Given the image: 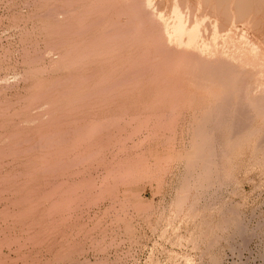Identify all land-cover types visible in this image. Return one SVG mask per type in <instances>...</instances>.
Listing matches in <instances>:
<instances>
[{
	"label": "rangeland",
	"instance_id": "rangeland-1",
	"mask_svg": "<svg viewBox=\"0 0 264 264\" xmlns=\"http://www.w3.org/2000/svg\"><path fill=\"white\" fill-rule=\"evenodd\" d=\"M130 1L0 0V264H264V0Z\"/></svg>",
	"mask_w": 264,
	"mask_h": 264
},
{
	"label": "bare ground",
	"instance_id": "bare-ground-1",
	"mask_svg": "<svg viewBox=\"0 0 264 264\" xmlns=\"http://www.w3.org/2000/svg\"><path fill=\"white\" fill-rule=\"evenodd\" d=\"M149 1H151V0H149ZM152 1H153V0H152ZM170 1H171V0H170ZM130 2H133V1H130ZM134 2H135V0H134ZM134 2H133V3H134ZM139 2H141V0H140ZM139 2H138V3H139ZM144 2H145V1H144ZM188 3H189V2H188ZM197 3H198V2H197ZM233 3H234V2H233ZM130 4H131V3H130ZM134 4L136 5L137 8H135V7H131V9H132V8L139 9V8L142 6V4H141L140 7L137 6L138 4H136V3H134ZM134 4H133V5H134ZM177 4H178V3H177ZM203 4H204V3H203ZM128 5H129V3H128ZM182 5H183V4H182ZM199 5H200V4H199ZM149 6H150V5H149ZM152 6H153V3H152ZM186 6H187V5H186ZM123 7H127V8H129L130 6L128 7V6L125 5V6H123ZM146 7H147V5H146ZM163 7H164V6H163ZM181 7H182V6H181ZM187 7H188V6H187ZM201 7H202V6H201ZM147 8H148V7H147ZM149 8H151V7H149ZM154 8H155V7H154ZM105 9H106V8H105ZM108 9H109V8H108ZM129 9H130V8H129ZM142 9H143V6H142ZM196 9H197V8H196ZM122 10H124V8H123ZM122 10H121V12H123ZM125 10H127V9L125 8ZM133 10H134V9H132V11H133ZM143 10H144V9H143ZM143 10L140 9L139 12L141 11V13H143ZM182 10H183V9H182ZM254 10H255V9H254ZM132 11H130V12H132ZM145 11H146V10H145ZM147 11H148V10H147ZM147 11H146V12H147ZM152 11H154V10L152 9ZM173 11H174V10H173ZM173 11H172L171 13H173ZM180 11H181V10H180ZM197 11H198V9H197ZM130 12H128V13H130ZM133 12H134V11H133ZM135 12H137V10H135ZM149 12H150V11H149ZM175 12H177V11H175ZM253 12H254V11H253ZM125 13H126V12H125ZM141 13H139V14H141ZM151 13H152V12H151ZM154 13H156V10H155ZM158 13H159V12H158ZM177 13H178V12H177ZM179 13H180V12H179ZM185 13H186V12H185ZM196 13H197V12H196ZM132 14H133V13H132ZM139 14H138V15H139ZM144 14H145V13H144ZM148 14H150V13H148ZM148 14H147V15H148ZM181 14H182V13H181ZM181 14H180V15H181ZM133 15H134V14H133ZM133 15H132V16H133ZM138 15L135 14L134 17H135V16L138 17ZM145 15H146V14H145ZM151 15H152V14H151ZM171 15H172V14H171ZM200 15H201V14H200ZM160 16H161V14H160ZM160 16H159V17H160ZM194 16H195V15H194ZM234 16H235V15H234ZM136 17H135V18H136ZM143 17L145 18L146 16H143ZM151 17H155V18H157L158 16L156 17V16L153 14V16H151ZM162 17H163V15H162ZM186 17H188V16H186ZM184 18H185V17H184ZM227 18H228V17H227ZM132 19H134V18H132ZM136 19H137V18H136ZM140 19H141V18H140ZM151 19H153V18H151ZM157 19H159V18H157ZM172 19H173V18H172ZM193 19H194V18H193ZM210 19H211V18H210ZM217 19H218V18H217ZM125 20H127V19L125 18ZM134 20H135V19H134ZM144 20H146V19H144ZM162 20H163V19H162ZM235 20H236V19H235ZM127 21H128V20H127ZM139 21H141V20H139ZM148 21H149V20H148ZM158 21H159V20H158ZM160 21H161V20H160ZM164 21H165V20H164ZM164 21H162V22H164ZM167 21H168V20H167ZM169 21H170V20H169ZM169 21H168V22H169ZM199 21H200V20H199ZM225 21H226V20H225ZM142 22H143V21H141V23H142ZM144 22H146V21H144ZM144 22H143V23H144ZM152 22H153V21H152ZM152 22L150 21V23H152ZM215 22H216V21H215ZM113 23H114V22H113ZM117 23H118V22H117ZM117 23H115V24H117ZM127 23H128V22H127ZM133 23H134V21H133ZM136 23H137V22H136ZM139 23H140V22H138V25H139ZM143 23H142V24H143ZM146 23H147V22H146ZM146 23H144V24L146 25ZM154 23H155V19H154ZM158 23H159V22H158ZM158 23L156 22L155 24L157 25ZM169 23H170V22H169ZM172 23H173V22H172ZM190 23H191V22H190ZM204 23H205V21H204ZM224 23H225V22H224ZM129 24H130V23H129ZM142 24H141V25H142ZM144 24H143V26H144ZM161 24H163V23H161ZM161 24H160V25H161ZM186 24H188V22L185 23V25H186ZM192 24H193V23H192ZM235 24H236V22H235ZM118 25H119V24H118ZM141 25H139L138 28H140ZM163 25H164V24H163ZM165 25H166V24H165ZM167 25H168V24H167ZM193 25H194V24H193ZM202 25H203V24H202ZM231 25H232V24H231ZM237 25H238V24H237ZM242 25H243V24H242ZM136 26H137V24H136ZM153 26H154L153 24H152V28L149 26L150 29H153ZM171 26H172V25H170V27H171ZM122 27H123V26H122ZM134 27H135V25H134ZM156 27H157V26H156ZM158 27H159V24H158ZM158 27H157V28H158ZM214 27H215V26H214ZM147 28H148V27H147ZM163 28H164V27H163ZM165 28H166V27H165ZM188 28H189V27H188ZM188 28H187V26H186V27L182 26L181 18L176 16L175 22H174V24H173V26H172V28H171L173 31H172L171 29H170V30L172 31V33H173V32H177V33L180 32V36H181V35H183V36L186 35V36H187V35H189V34H191V35L193 34V37H192V36L190 37V35H189V39L186 40V41H188V42H186V44L188 43V44L190 45L191 42H194V43L197 42V40H198L197 37H198L199 35L196 37V35H195L196 32L194 31L195 29H194V30H190V29H188ZM190 28H191V27H190ZM223 28H224V27H223ZM114 29H115V28H114ZM145 29H146V28H145ZM145 29H144V30H145ZM159 29H160V31H161L162 28L159 27ZM167 29H168V27H167ZM196 29H197V27H196ZM211 29H213V28H211ZM215 29H216V28H215ZM236 29H238V27H237ZM246 29H247V28H246ZM129 30H130V28H129ZM154 30H155V29H154ZM165 30H166V29H165ZM165 30H163V31H165ZM197 30H198V29H197ZM240 30H241V29H240ZM249 30H250V29H249ZM120 31H121V30H120ZM131 31H132V30H131ZM149 31H150V30H149ZM149 31H148V32H149ZM151 31H152V30H151ZM163 31H161L160 33L162 34ZM227 31H229V30H227ZM154 32H155V31H154ZM158 32H159V31H158ZM166 32H167V30H166ZM194 32H195V33H194ZM197 32H198V31H197ZM124 33H125V32H124ZM130 33H131V32H130ZM140 33H141V32H140ZM145 33H146V32H145ZM149 33H150V32H149ZM156 33H157V31H156ZM160 33H159V34H160ZM167 33H168V35H170V34H169V31H168ZM167 33H166V34H167ZM181 33H185V35H184V34H181ZM187 33H188V34H187ZM222 33H223V32H222ZM225 33H226V32H225ZM235 33H237V32H235ZM242 33H243V32H242ZM245 33H246V32H245ZM122 34H123V33H122ZM138 34H139V33H138ZM150 34H151V33H150ZM152 34H153V32H152ZM152 34H151V36H152ZM157 34H158V33H157ZM178 34H179V33H178ZM213 34H215V33H213ZM216 34H217V33H216ZM240 34H241V33H240ZM118 35H119V34H118ZM120 35H121V34H120ZM143 35H144V34H143ZM145 35H147V34H145ZM175 35H176V38H177V34H175ZM220 35H221V34H220ZM259 35H260V34H259ZM124 36H125V35H124ZM151 36H150V37H151ZM155 36H157V35H155ZM162 36H163V35H162ZM178 36H179V35H178ZM183 36H182V39H183ZM244 36H245V35H244ZM121 37H122V36H121ZM158 37H160V40H161V36L158 35ZM164 37H166V36H164ZM169 37L171 38V36H169ZM202 37H203V36H202ZM212 37H214V36H211V38H212ZM240 37H241V35H240ZM250 37H251V36H250ZM258 37H259V36H258ZM98 38H99V37H98ZM118 38H119V37H118ZM140 38H141V37H140ZM166 38H168V37H166ZM179 38H180V37H179ZM185 38H188V36L185 37ZM196 38H197V39H196ZM206 38H207V37H206ZM219 38H220V36H219ZM242 38H243V37H242ZM262 38H263V37H262ZM141 39H142V38H141ZM158 39H159V38H158ZM195 39H196V42L193 41V40H195ZM212 39H213V38H212ZM220 39H221V38H220ZM253 39H254V38H253ZM253 39H252V40H253ZM156 40H157V38H156ZM178 40L180 41L181 39H178ZM201 40L203 41L202 38H201ZM260 40H261V39H260ZM140 41H142V40H140ZM158 41H159V40H158ZM211 41H212V40H211ZM247 41H248V40H247ZM250 41H251V40H250ZM154 42H156L155 39H154ZM159 42H160V41H159ZM159 42H158V43L156 42V43L159 44ZM163 42H164V38H163ZM163 42H162V43H163ZM183 42L185 43V41H183ZM183 42L180 43L181 46L184 44ZM189 42H190V43H189ZM205 42H206V41H205ZM127 43H128V42H127ZM129 43H130V42H129ZM178 43H179V42H178ZM182 43H183V44H182ZM246 43H247V42H246ZM252 43H253V42H252ZM117 44H118V43H117ZM160 44H161V43H160ZM163 44H165V46L167 45V44H166V39H165V43H163ZM180 44H179V45H180ZM192 44H193V43H192ZM192 44H191V45H192ZM204 44H205V43H204ZM207 44H208V43H207ZM224 44H225V43H224ZM122 45H123V44H122ZM141 45H142V44H141ZM150 45H152V44H150ZM150 45H149V46H150ZM168 45H169V44H168ZM168 45H167V46H168ZM199 45H201V44H199ZM202 45H203V42H202ZM209 45H210V44H209ZM214 45H215V44H214ZM214 45H213V46H214ZM217 45H218V44H217ZM222 45H223V44H222ZM248 45H250V44H248ZM253 45H254V44H253ZM263 45H264V44H263ZM146 46H147V45H146ZM155 46H156V44H155ZM159 46H160V45H159ZM193 46H194V45H193ZM205 46H206V45H205ZM211 46H212V45H211ZM211 46H210V47H211ZM215 46H216V45H215ZM251 46H252V45H250V47H251ZM152 47H153V45H152ZM160 47H161V46H160ZM203 47H204V45H203ZM217 47H218V46H217ZM223 47H224V46H223ZM157 48H158V47H157ZM162 48H164V47H162ZM168 48H169V47H167L166 50H168ZM170 48H172V47H170ZM181 48H182V49H185V48H186V50H187V47H186V46H185V48H184V47H181ZM194 48H197V46L194 47ZM206 48H207V47H206ZM245 48H246V47H245ZM254 48H256V47H254ZM159 49H160V48H159ZM172 49H174V47H173ZM182 49H179V51L182 50ZM188 49L190 50V47H189ZM191 49H192V48H191ZM203 49H204V48H203ZM203 49H202V50H203ZM208 49H209V48H208ZM257 49H258V48H257ZM157 50H158V49H157ZM161 50H162V49H161ZM166 50H165V52H166ZM175 50H176V49H175ZM175 50H174V51H175ZM189 50H188V51H189ZM222 50H224V49H222ZM252 50H253V49H252ZM152 51H153V49H152ZM179 51H178V52H179ZM182 51H184V50H182ZM190 51H191V50H190ZM197 51H198V49H197ZM206 51H207V50H206ZM250 51H251V50H250ZM255 51H256V50H255ZM160 52L163 53V51H160ZM168 52H169V50H168ZM170 52L173 53L172 50H171ZM175 52L178 53L177 51H175ZM202 52H203V51H202ZM207 52H209V51H207ZM211 52H212V51H211ZM153 53H154V52H153ZM171 53H170V54H171ZM189 53H190V52H189ZM257 53H258V52H257ZM157 54H158V51H157ZM163 54H164V53H163ZM178 54H179V53H178ZM187 54H188V53H187ZM193 54H194V51H193V53H191L190 56L192 57ZM206 54H207V53H206ZM222 54H223V53H222ZM222 54H220V57H221ZM258 54H259V53H258ZM161 55H162V54H161ZM196 55H197V54H196ZM204 55H205V54H204ZM204 55L200 58V60L202 59V61H203V59H204ZM259 55H260V54H259ZM155 56H156V55H155ZM187 56H189V54H188ZM198 56H199V55H198ZM210 56H211V55H210ZM256 56H258V55L256 54ZM262 56H263V54H262ZM262 56H260V57H262ZM162 57H163V56H162ZM165 57H166V56H165ZM167 57H169V56H167ZM170 57H172V55H171ZM181 57H182V55H181ZM181 57H180V58H181ZM208 57H209V56H208ZM208 57H206L207 60H210V59H208ZM142 58H144V57H142ZM184 58H187V59H188V57H185V55H184L183 59H184ZM192 58H193V57H192ZM192 58H190V59H192ZM194 58H195V55H194ZM194 58H193V60H194ZM197 58H198V57L196 56V61H197ZM214 58H215V56H214ZM222 58H223V57H222ZM256 58H257V57H256ZM258 58H259V57H258ZM263 58H264V57H263ZM187 59H186V60H187ZM190 59H189V60H190ZM198 59H199V58H198ZM212 59H213V56H212ZM212 59H211V60H212ZM218 59L221 60L220 58H218ZM167 60H169V59H167ZM207 60H206V61H207ZM255 60H256V59H255ZM259 60H260V58H259ZM169 61H170V60H169ZM221 61H222V60H221ZM224 61H225V60H224ZM142 62H144V61H142ZM178 62H179V61H178ZM186 62H187V61H186ZM210 62H213V61H210ZM187 63H188V62H187ZM192 63H193V62H192ZM199 63H200V61H199ZM204 63H205V62H204ZM222 63H223V62H222ZM184 64H185V63H184ZM189 64H190V62H189ZM194 64H195V63H194ZM205 64H206V63H205ZM211 64H212V63H211ZM223 64H224V65H227L226 63H223ZM223 64H222V65H223ZM203 65H204V64H202L201 66H203ZM208 65H209V64H208ZM217 65H218V64H217ZM193 66H194V65H193ZM197 66H198V64H197ZM210 66H211V65H210ZM227 66H228V65H227ZM231 66H232V64H231ZM185 67H187V68L189 69L188 64H186ZM191 67H192V65H191ZM214 67H215V65H214ZM214 67H212V69H213ZM183 68H184V66H183ZM197 68L199 69V67H197ZM197 68H196V69H197ZM205 68H206V67H205ZM207 68H208V67H207ZM207 68H206V70L209 69V68H208V69H207ZM219 68H220V66H219ZM223 68H224V67H222V69H223ZM225 68H230V67H226V66H225ZM257 68H258V67H257ZM192 69H193V68H192ZM194 69H195V68H194ZM200 69H203V68H200ZM214 69H215V68H214ZM214 69H213V70H214ZM253 69H254V68H253ZM190 70H191V69H190ZM203 70H204V69H203ZM220 70H221V69H220ZM226 70H228V69H226ZM258 70H259V69H258ZM258 70H257V71H258ZM204 71H205V70H204ZM204 71H203V72H204ZM211 71H212V70H211ZM224 71H225V69L223 70V72H224ZM254 71H255V69H254ZM195 72H196V71H195ZM207 72H208V71H207ZM207 72H206V73H207ZM223 72H222V73H223ZM232 72H233V68H232ZM232 72H231V73H232ZM248 72H249V71H248ZM250 72H251V71H250ZM188 73L190 74V72H188ZM188 73H187V75H188ZM196 73H198V72H196ZM199 73H200V72H199ZM218 73H219V72H218ZM222 73H220V74H222ZM225 73H226V71L224 72V74H225ZM227 73H228V72H227ZM231 73H230V75H231ZM257 73H258V72H257ZM202 74H203V73H202ZM212 74H213V73H212ZM214 74H215V73H214ZM233 74H234V72H233ZM190 75H191V74H190ZM192 75H193V74H192ZM204 75H205V74H204ZM206 75H209V74H206ZM206 75H205L204 77H205V79L208 80V78H206V77H209V76H206ZM228 75H229V74H228ZM234 75H235V74H234ZM236 75H237V74H236ZM236 75H235V77H236ZM246 75H247V74H246ZM257 75H258V74H257ZM194 76H195V74H194ZM212 76H213V75H212ZM212 76H211V77H212ZM218 76L220 77V75H218ZM232 76H233V75H232ZM239 76H240V75H238V77H239ZM187 77H189V76H187ZM191 77H192V76H191ZM200 77H201V75H200ZM214 77H215V76H214ZM223 77H225V75H223ZM227 77H230V76H227ZM235 77H234V78H235ZM240 77H241V76H240ZM240 77H239V78H240ZM242 77H243V76H242ZM244 77H245V76H244ZM244 77H243V78H244ZM250 77H251V76H250ZM192 78H194V77H192ZM192 78H191V79H192ZM198 78H199V77H198ZM209 78H210V77H209ZM212 78H213V77H212ZM221 78H222V77H221ZM202 79H203V77H202ZM215 79H216V78H215ZM226 79H227V78H226ZM230 79H231V78H230ZM241 79H242V78H241ZM241 79H240V80H241ZM244 79H246V78H244ZM249 79H250V78H249ZM255 79H256V78H255ZM218 80H219V82L222 81V83L224 84L223 81H224L225 79H224V80H221V79L218 78ZM236 80H237V79H236ZM236 80H235V81H236ZM238 80H239V79H238ZM246 80H247V79H246ZM252 80H254V79L252 78ZM252 80H251V81H252ZM192 81H194V80L192 79ZM229 81H230V80H229ZM229 81H228V82H229ZM210 82H212V80H210ZM219 82H216V83H219ZM241 82H242V84L244 83L243 81H241ZM255 82H256V81H254V83H255ZM199 83H200V82H199ZM212 83H213V82H212ZM225 83H226V81H225ZM238 83H239V82H238ZM246 83H247V82H246ZM249 83H250V82H249ZM262 83H263V82H262ZM204 84H205V83H204ZM213 84H214V83H213ZM226 84H227V83H226ZM220 85H222V84H220ZM229 85H230V84H229ZM244 85H245V84H244ZM222 86H223V85H222ZM240 86H241V85H240ZM240 86H239V88H240ZM249 86H251V85H249ZM253 86H254V85H253ZM224 87H225V84H224ZM224 87H223V88H224ZM245 87H246V85H245ZM251 87H252V86H251ZM254 87H255V86H254ZM246 88H247V87H246ZM249 88H250V87H249ZM252 88H253V87H252ZM241 89H242V88H241ZM244 89H245V88H244ZM229 90H230V87H229ZM253 90H254V89H252V92H253ZM242 91H243V90H242ZM242 91H241V93H242ZM247 91H248V88H247ZM260 91H261V90H260ZM229 92H230V91H229ZM248 92H249V91H248ZM250 92H251V90H250ZM252 92H251V93H252ZM258 93H259V92H258ZM258 93H256V97L259 95ZM261 93H262V92H261ZM257 94H258V95H257ZM240 95H241V94H240ZM252 95H253V94H252ZM254 95H255V94H254ZM254 95H253V97H254ZM246 96H247V95H246ZM250 96H251V94H250ZM230 97H231V96H230ZM237 97H240V96H237ZM253 97H251V99H252ZM259 97H261L260 99H262V96L259 95ZM242 98H243V97H242ZM248 98H249V97H248ZM222 99H223V98H222ZM222 99H221V101H222ZM224 99H225V97H224ZM240 99H241V97H240ZM243 99H244V98H243ZM260 99H259V100H260ZM227 100H228V99H227ZM254 100H255V99H254ZM259 100H257V101H259ZM263 100H264V96H263ZM263 100H261V101H263ZM223 101H225V100H223ZM223 101H222V103H223ZM251 101H253V99H252ZM251 101H250V103H251ZM257 101H256V103H257ZM225 102H226V101H225ZM227 103H228V102H227ZM227 103H226V104H227ZM261 103H262V102H260V104H261ZM239 104H240V103H239ZM263 104H264V102H263ZM223 106H224V104H223ZM223 106H222V107H223ZM228 106H229V104H228ZM257 106H258V104H257ZM218 107H219V106H218ZM225 108H226V107H224V109H225ZM252 108H253V107H252ZM246 109H248V108H246ZM254 109H255V107H254ZM259 109H260V107H259ZM222 110H223V108H222ZM227 110H230V109H228V107H227ZM227 110H226V111H227ZM238 111H239V110H238ZM219 112H222V111L219 110ZM241 112H242V110H241ZM246 112L248 113L249 111H246ZM239 113H240V112H239ZM241 116H242V115H241ZM250 118H251V117H250ZM246 120H247V119H246ZM248 122H249V121H248ZM248 122H247V123H248Z\"/></svg>",
	"mask_w": 264,
	"mask_h": 264
}]
</instances>
